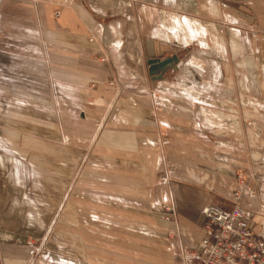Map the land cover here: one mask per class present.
<instances>
[{
    "label": "crops",
    "instance_id": "obj_1",
    "mask_svg": "<svg viewBox=\"0 0 264 264\" xmlns=\"http://www.w3.org/2000/svg\"><path fill=\"white\" fill-rule=\"evenodd\" d=\"M237 174L264 212V0H0V264H180Z\"/></svg>",
    "mask_w": 264,
    "mask_h": 264
},
{
    "label": "built area",
    "instance_id": "obj_2",
    "mask_svg": "<svg viewBox=\"0 0 264 264\" xmlns=\"http://www.w3.org/2000/svg\"><path fill=\"white\" fill-rule=\"evenodd\" d=\"M251 37L258 38L259 33L251 31ZM160 180L171 184L169 176ZM255 198L249 186L240 184L228 200L229 208L203 206V236L196 249H181L180 264H264V229L255 232L251 227L257 214L251 205ZM162 207L167 215L173 212L167 201Z\"/></svg>",
    "mask_w": 264,
    "mask_h": 264
},
{
    "label": "rangeland",
    "instance_id": "obj_3",
    "mask_svg": "<svg viewBox=\"0 0 264 264\" xmlns=\"http://www.w3.org/2000/svg\"><path fill=\"white\" fill-rule=\"evenodd\" d=\"M152 100H153L154 108L157 109V111L160 110L161 109V103H162V101H161L162 99L160 97V94L157 93V92H155L154 94H152ZM246 126L249 127V128L256 127L255 123L252 122V121H247L246 122ZM170 181H171V183L173 181L171 179V177H170ZM240 184L241 185H244V186H249L254 191L256 198H255V200L253 202H251V205H252V208H253L254 212L257 213V214H255V221H253V223L256 224L257 226H259L260 227L259 229H261V230L264 229V212H261V210L259 208H257V206H256V202L258 200V193H257V191L255 190V188H254V186L252 184L251 177L250 178H245L242 174H237L236 175V189H235V191L237 190V188H238V186ZM229 198L230 197H228L227 200H229ZM244 200H246V198H244ZM259 213L261 215H259ZM29 246L30 247H33V244L32 243H29ZM40 246H38L37 248H35V251H34L35 252L34 254L36 256L35 258L41 256V252L42 251H41V247Z\"/></svg>",
    "mask_w": 264,
    "mask_h": 264
},
{
    "label": "water",
    "instance_id": "obj_4",
    "mask_svg": "<svg viewBox=\"0 0 264 264\" xmlns=\"http://www.w3.org/2000/svg\"><path fill=\"white\" fill-rule=\"evenodd\" d=\"M176 61V57L166 58L164 60L150 59L148 64L151 70H163L164 68L171 66Z\"/></svg>",
    "mask_w": 264,
    "mask_h": 264
}]
</instances>
